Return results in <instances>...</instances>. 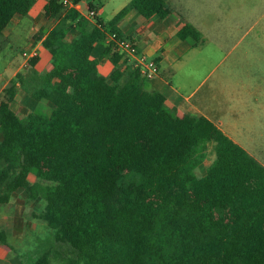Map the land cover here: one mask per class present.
I'll use <instances>...</instances> for the list:
<instances>
[{"label": "trees", "instance_id": "obj_1", "mask_svg": "<svg viewBox=\"0 0 264 264\" xmlns=\"http://www.w3.org/2000/svg\"><path fill=\"white\" fill-rule=\"evenodd\" d=\"M35 1L0 0V32ZM44 9L58 20L43 40L51 67L42 74L31 59L0 100V216L23 189L52 230L30 264H52L54 243L69 248V264H264V165L208 118L174 116L138 69H120L117 41L94 57L108 34L123 38L118 24L131 9L166 18V1L132 0L94 25L60 0ZM179 36L201 37L191 26ZM105 59L108 77L97 72ZM21 85L50 112L21 117ZM0 245L12 248L4 230Z\"/></svg>", "mask_w": 264, "mask_h": 264}, {"label": "rangeland", "instance_id": "obj_2", "mask_svg": "<svg viewBox=\"0 0 264 264\" xmlns=\"http://www.w3.org/2000/svg\"><path fill=\"white\" fill-rule=\"evenodd\" d=\"M101 2L106 5V13L102 19L107 23L117 6L121 3L126 4L128 0H101ZM101 2L100 0L82 1L83 13L87 14L88 3ZM212 2L209 9L202 11L208 16L206 20L212 22V27L206 28L208 32L202 38L204 43L201 45V65L193 62L177 69L173 79L169 72L166 73L167 77L176 86H183L184 92L195 87L201 80L203 81L201 94L209 91L210 87H214L216 92L229 94V102L224 105L225 112L227 110L241 112L242 117H235L233 112H230V116L226 115L225 119H229L240 131L248 148L264 155V0H212ZM44 15H46L44 9L36 6L29 15L14 18L15 22L9 26L10 37L6 42L4 38H0L2 41L0 88L11 74L6 66L11 62L14 65L20 64L23 58L26 61L24 52H30L32 49L30 35L33 32L35 19ZM16 21L20 23L17 24ZM28 63L29 60L27 66ZM189 66L191 67L188 69ZM185 69L193 72L191 77H184ZM27 70L28 68L24 67L23 71ZM48 71L49 69H46L42 74ZM21 88L24 98L21 101L20 97L14 104L15 110L21 117L31 110L50 111L46 102L39 104L43 110L33 102L25 87L21 85ZM254 113L258 115L256 118L252 116ZM214 158L211 146L205 164L197 169L198 177L205 173ZM32 179L31 176L30 180ZM24 198L20 194L16 196L13 204L4 209L0 220V229H8L9 244L13 248L0 245V264H30L33 257L38 255L37 249L41 240L52 238V230L46 223L33 216L42 209L43 204L37 202L32 206L30 203L21 210ZM52 251L60 253L52 257V264H69L71 254L67 246L54 243Z\"/></svg>", "mask_w": 264, "mask_h": 264}, {"label": "crops", "instance_id": "obj_3", "mask_svg": "<svg viewBox=\"0 0 264 264\" xmlns=\"http://www.w3.org/2000/svg\"><path fill=\"white\" fill-rule=\"evenodd\" d=\"M131 1L132 0H128L126 4H119L109 20H112ZM165 1L171 10L170 15L166 18H160L158 16L145 18L137 10L131 9L118 24V29L123 38L134 41L138 45V48L142 53H145L151 59H154L160 66V74L158 76L150 80L145 79L146 89L150 92L162 93L166 98L165 107L176 117L181 118L185 115H196L208 118L223 132H225L231 139L241 145L249 154L254 156L261 164L264 165V155L256 153L248 148L247 144L245 143L246 141L242 137L240 131H238L236 127L232 125L229 119H225L226 115L230 116V112H233L228 110L225 112L224 108V105L229 102V94L219 91L220 94L218 95L219 92H216L214 87H210L209 91H205L201 94V86L203 84V81L201 82V80H199L195 87L184 92V87L178 85L176 86L175 84L170 82L166 74L167 72H169L170 75H172L171 77L173 79V77H175L177 69H179L180 67L189 65L193 62H195L197 65H201V45L204 43L202 41V38L208 32L207 29H210L212 27V22L206 20L208 16H205L202 11L211 7L210 5L213 4L212 0ZM47 2L48 0H36L35 5L31 9L29 14L36 8V6H39V9H44ZM79 6L81 8V14L84 15L82 4L80 3ZM91 6L97 8V17H99L104 23H106L102 19V16L106 13V5L102 4V2L97 4L88 3L86 5L87 9ZM90 21L93 25L96 23L95 20L90 19ZM12 22H15L14 18L11 23ZM16 23L19 24L20 21H16ZM57 23V19L50 18L47 15H44L42 18L39 17L35 19L33 32L30 35L32 39V49L30 51L37 50L38 52L39 60L36 64V69L40 73L44 72L46 69H50L51 67L52 55L43 46V40L48 35V33L57 25ZM10 24L2 32H0V38H4L5 42L7 41V38L10 37ZM187 26H191L199 31L201 35L199 40H195L193 37L182 39L179 36L180 31ZM41 37L42 39L40 40L39 38ZM110 42L111 41L108 36L104 44H98L95 48L94 57L100 55L105 50L106 45ZM1 44L2 41L0 40V47ZM122 55L123 58L119 66L120 69L124 71L128 67L132 66V62L130 58L125 54ZM6 67L10 69L11 74L9 78H7V80L3 82V85L0 88V98L2 96V99L5 89L9 85L10 81L19 72H24L23 69L24 67H27V60L25 61V59L23 58V61L20 64L14 65L13 62H11ZM190 67L191 66H189L188 69ZM113 69L114 65L109 59L103 60L97 66L98 74L106 77H108L112 73ZM188 69H185L183 71L184 77L192 76L193 72ZM21 89V86H19V91L14 104L18 102L20 97L21 101L24 98ZM44 102L45 101L40 104H43ZM15 111L17 112V110ZM232 114L235 117H242L241 112L235 111ZM252 116H255L256 118L258 115L257 113H254L252 114ZM31 176L33 177L32 180H30ZM29 180L32 183L37 181L36 177L32 174L29 176ZM19 194L23 196V198L25 197L24 205L20 209L22 210L27 205H30L28 196L24 195L26 194V192L23 189H19L17 190L11 201L2 207L0 220L2 219V216L4 214V209L8 208V205H12L15 197ZM34 204L36 203L33 202L32 206ZM15 216H17V214H15ZM0 230H4L9 235V231L7 228Z\"/></svg>", "mask_w": 264, "mask_h": 264}, {"label": "built area", "instance_id": "obj_4", "mask_svg": "<svg viewBox=\"0 0 264 264\" xmlns=\"http://www.w3.org/2000/svg\"><path fill=\"white\" fill-rule=\"evenodd\" d=\"M60 1L65 7L76 9L81 13V8L79 6L80 3H74L73 0ZM97 15L98 14L96 10L88 8L87 14H84L83 16L87 17L88 19L95 20ZM109 38L111 42L117 41V49L119 52L130 58L132 66L135 69H138L145 79L150 80L160 74L159 64L154 59H151L147 54L142 53L134 41L125 38L118 39L116 33L109 34ZM24 56L28 62V60L30 61L31 59L38 57V52L37 50L24 52Z\"/></svg>", "mask_w": 264, "mask_h": 264}]
</instances>
